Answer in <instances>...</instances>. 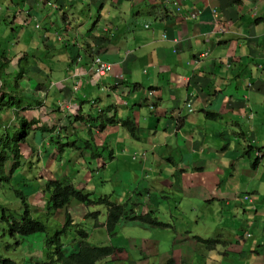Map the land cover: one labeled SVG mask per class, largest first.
Returning a JSON list of instances; mask_svg holds the SVG:
<instances>
[{
    "label": "crops",
    "instance_id": "obj_1",
    "mask_svg": "<svg viewBox=\"0 0 264 264\" xmlns=\"http://www.w3.org/2000/svg\"><path fill=\"white\" fill-rule=\"evenodd\" d=\"M46 1L4 4L7 16H16L14 24L29 25L33 14H44ZM102 1L106 0H89L86 7L79 0H57L69 35L51 38L48 30L42 41L47 53L60 51L59 58L73 63L72 89L61 83L57 103L72 102L76 119L87 115L79 101H92L100 110L88 117L100 118L92 124L96 128L103 125L102 130L92 129V135L103 136L108 146L104 155L115 157L117 135L132 129L135 134L126 137L121 155L131 156V163L139 160L135 180L152 176V182L170 170L171 177L159 181L154 190L180 189L184 197L195 199L189 200L193 208L188 212L197 230L187 231L172 225L167 211L160 210L166 203L170 208L172 199L152 195L151 210L143 206L141 211L146 208L153 221L167 224L161 226L169 234L168 240L157 238L154 249L146 246L143 254L155 256L151 264L170 257L176 264H195L196 257L206 264H264V0H107L110 10ZM99 6L105 21L97 18L90 32L69 27L72 12ZM79 36L84 45L76 39ZM79 50L84 56L77 54ZM25 55L4 52L2 58ZM97 57L111 65L105 76L95 73ZM177 155L189 162L187 169L176 163ZM246 194L253 203L243 200ZM205 209H217L224 215L222 224H227L205 230ZM198 231H206L205 236ZM188 232L190 239H213L217 246L209 250L197 239L196 244L184 242ZM125 248L142 249L137 244ZM117 249L123 253L121 245ZM160 256L169 257L161 262Z\"/></svg>",
    "mask_w": 264,
    "mask_h": 264
},
{
    "label": "rangeland",
    "instance_id": "obj_2",
    "mask_svg": "<svg viewBox=\"0 0 264 264\" xmlns=\"http://www.w3.org/2000/svg\"><path fill=\"white\" fill-rule=\"evenodd\" d=\"M5 1L6 0H0V18L7 16V7L4 4ZM79 1L86 7L89 4V0ZM47 2L48 1L44 3V5H46L44 14H33L29 25L27 22H24V24L23 22L22 24L21 22L14 24V17L16 16H13L11 13L10 17L7 16L8 20H0V57L4 52H7V54L11 56L18 51H24L26 53L25 57L22 58H7V64L10 65L11 62L12 64L8 68L9 70L4 67L5 71L0 74V80H4L7 84L11 81L13 90L20 91V89L25 88L27 93L32 92L33 96L39 97L41 101H44V108L26 113L25 116H29V120H39L40 123L51 129L45 139L42 140L39 136L35 138L31 136L28 138L26 144L21 145L20 148L23 155V159L21 160L22 166L13 174L12 183L0 182V202L4 204L6 208L20 213L21 203L16 200L14 189L23 190L28 193L32 187L34 189L37 188L38 179L42 186L45 180L72 183L78 190L82 191L84 195H88L93 203L80 204L77 203L76 200L71 201L70 205L66 208L67 212L71 214L73 221L78 226H81L82 229L90 234L89 239L93 245L115 248L114 256L106 258L101 264H107V262L111 261H115L116 264H151L150 261H153L155 256L148 254L147 256H142L141 254L146 251V246L150 249H154L155 240H157V238L163 236L164 240H168L167 234H169V232L164 229L159 230L152 228L150 223H145L137 218V216H143L150 212L147 211L146 208L144 209L145 213L141 211L143 206H147L148 209L151 210L153 199L150 195L156 193L157 197L161 199H165L164 196L172 199L170 208H168V204L166 203V206H161L160 210L163 212L167 211V217L172 219V225L178 227L185 226L188 228L187 231L192 229L197 230L196 225H192V217L188 212L193 208L189 200L194 201L195 199L184 197L180 189L173 191L170 187H165L162 192L154 190V188L161 185L159 181L171 177V173L173 172L170 170H166L157 175L153 178L152 182L150 181L152 176L143 177L145 181H138L139 178L135 180V177L138 175L133 172L140 170V164H137L139 160H137V163H131V156L125 159L121 155L122 149H126V137L135 134L132 129H128L126 135L123 133L117 135V152L115 153V157H110L109 152L105 155L101 154L104 148L108 149L106 143H103V136L92 135L94 139L93 142H90L92 143V147L86 148L84 142L90 139L87 133L90 128L84 123L82 124L81 122L78 123L74 121V119L78 117L74 115L77 113V110L72 107V102L61 100L57 103L59 94L57 87L61 86V83L65 86H70L72 89L73 81L71 80L69 71H72L73 63L70 62V58H59L58 54L60 51H55L53 55L50 52H46L42 38L47 36V32L50 31L49 36L56 39L58 37L67 39L69 35V31L67 33L69 28L64 27L62 12L58 11L57 5H59V2H57V0H49L50 5H48ZM102 4L103 7L108 4L107 8L109 10L110 7H112L107 0ZM99 8L100 6L91 8V10L88 8L83 9L82 12H72L70 14L72 25L69 27L73 29L82 28L81 34H87L94 26L97 18L101 22L105 21L100 18L101 9ZM66 12L68 14V11ZM18 20L21 21L20 19ZM7 27L9 30H6ZM101 28L103 30L105 28L104 25L101 26ZM76 39L84 45L82 36ZM57 44L58 43H55V45ZM78 53L84 56L81 50H79L77 54ZM48 55H52V57L48 58ZM84 59L85 58H81V60ZM0 60L4 61L3 58H0ZM23 73L25 77L29 79H21L22 76L20 75ZM16 81H18V83H16ZM36 82L41 84V88H36ZM15 83L21 85L22 88H17ZM5 88L6 86L0 88V93H8L9 90H5ZM73 93L75 97H78L77 91H73ZM83 96V91H80V97ZM45 98H47L48 101H45ZM77 105L83 107L84 112L87 114L86 116L83 115L82 118H89L88 114H92L94 111L96 115L100 112V110L98 111L97 108L93 106L92 101L86 104L79 101ZM12 121L14 120L11 111H7L6 113L2 110V112H0L1 126L6 123H12ZM132 146L136 151H140L136 143H132ZM93 152L95 155L92 157L91 153ZM176 163L186 168L185 165L189 162L183 161V158H179L177 155ZM9 168L10 165L8 166V169ZM155 170L156 169H154V171ZM160 170H164L162 166ZM121 174L123 175L122 178L124 182L123 179H121ZM127 179L128 181H126ZM256 185H258V183H256ZM48 195L49 194H45L41 191L35 196L30 197L29 203L32 206L34 215L42 217V219L45 220L43 222L49 227V231L47 233L35 234L24 238L21 240L19 246H13L9 250L6 249V244L2 247L4 254H6L8 258L16 261L17 264H61L60 262H50V260H52L50 256L54 255V250L48 247L46 240L55 235L56 224L60 227L64 224L66 210L58 211L53 218L50 217L49 220H47V211L45 210ZM246 196L249 195L246 194ZM104 197H107L110 201L117 204H121L122 202L126 203L125 207L129 211V217L133 219L121 220L113 232L109 231L106 227L107 208L105 205L98 203L99 199ZM249 199H251V203H253V199L250 196ZM204 205L205 204H203V206ZM202 215L205 221L202 226L205 230H213L218 226L227 224H222L224 215H221L217 209L213 212L205 209ZM74 229V236H78L76 233L78 230L77 227H74ZM205 233L206 231H198L197 235L205 236ZM188 234L189 232L186 234V238H184L183 241L196 244L195 241L198 236L190 239L188 238ZM69 237H71V235ZM219 241L222 243L221 240ZM8 242L14 245V242L10 240ZM134 244L140 245L142 249L139 250L135 248L128 250L125 248V246L132 247ZM119 245L123 247V253H118L117 247ZM129 253H131V255ZM185 254L186 251L183 252L182 256L184 257ZM54 256H56L53 257L54 259H58L59 254ZM169 256H160V261L163 262L164 259ZM17 258L20 261H18ZM195 264H206V261H201L196 257Z\"/></svg>",
    "mask_w": 264,
    "mask_h": 264
},
{
    "label": "trees",
    "instance_id": "obj_3",
    "mask_svg": "<svg viewBox=\"0 0 264 264\" xmlns=\"http://www.w3.org/2000/svg\"><path fill=\"white\" fill-rule=\"evenodd\" d=\"M47 3L50 5V2ZM2 57L3 56L0 58ZM3 60L4 61L0 60V74L5 71V68L8 65L7 58H3ZM20 76H22L21 79L26 78L24 73ZM16 83H18V81H16ZM35 84L36 88H41V84L37 82ZM0 85V88L6 86L5 90H9L8 93H0V112H2V110L6 113L7 111H11L14 120L12 123H6L3 126L0 125V182L12 183L13 174H15L22 166L21 160L23 159V155L20 148L21 145L26 144L28 138L31 136H33V138L39 136L42 140L45 139L51 129L46 125H40L39 120H29V116H25L26 113L42 108L44 101H41L39 97L33 96L31 91V93H27L25 88H23L24 90L20 89V91L13 90L11 81L7 84L4 80H0ZM16 86L17 88L21 87L19 84H16ZM46 100L47 98H45V101ZM80 117V120L75 118L76 120L74 119V121L84 123L90 128L89 132H87L90 139L84 142L86 148H90L92 147V143L90 142H93L94 140L92 138V129L96 128L92 124L100 118L94 119L89 117L83 119L82 116ZM96 129L102 130L103 125L98 126ZM105 150L107 149H103V152L101 153L102 155ZM94 155V152L91 153L92 157ZM109 156L111 157V153ZM9 165L10 168L8 169ZM40 184L41 183L38 179L37 188L34 189L32 187L28 193L23 190L14 189L15 198L21 203L20 213L6 208V206L0 202V264H17L16 261L8 258L6 254H4L2 250L3 245L6 244L5 247L9 250L13 246H19L21 240L24 238L35 234L47 233L49 231V227L43 222L45 220H43L42 217L35 216L32 212V206L29 203L30 197L35 196L41 191L45 194H49L48 200H46L45 210L47 211V215H49H46L47 220H49L50 217L53 218L58 211L66 210L71 201L76 200V202L80 204L93 203L88 195H84L83 192L78 190L72 183L57 180H45L43 186ZM98 203L106 205L108 208L107 228L111 232L116 229L121 220L133 219L129 218V213L125 207L126 204L117 205L116 203L110 202L107 197L100 198ZM137 218L145 223H150L151 226L159 227L161 229H163V226L161 225H167L153 221L151 213L138 216ZM74 227H77L78 229L76 232L78 236H74ZM55 230V235L46 240L48 247L54 250L53 254H59L58 259H54L53 257H56L54 255L50 256V258H52L50 262L52 261V263L101 264L103 260L113 257L115 254L114 247L93 245L89 239L90 234L73 221L71 214L67 212V210L65 213L64 224L61 225V227L56 224ZM69 232H72L73 235ZM70 235L71 237H69ZM9 240L14 242V245L10 244L8 242ZM197 241L202 243L203 246L209 250L215 249L217 246V242L212 239L197 238ZM17 260L20 261L18 258ZM107 264H116V262L111 261L107 262ZM158 264L176 263L174 258L170 257L166 262Z\"/></svg>",
    "mask_w": 264,
    "mask_h": 264
},
{
    "label": "built area",
    "instance_id": "obj_4",
    "mask_svg": "<svg viewBox=\"0 0 264 264\" xmlns=\"http://www.w3.org/2000/svg\"><path fill=\"white\" fill-rule=\"evenodd\" d=\"M94 67L98 76H105L111 70V65L100 57L95 58ZM188 107L191 108V105L188 104Z\"/></svg>",
    "mask_w": 264,
    "mask_h": 264
},
{
    "label": "clouds",
    "instance_id": "obj_5",
    "mask_svg": "<svg viewBox=\"0 0 264 264\" xmlns=\"http://www.w3.org/2000/svg\"><path fill=\"white\" fill-rule=\"evenodd\" d=\"M95 60V59H94ZM150 196H152V195H150ZM149 197V196H148ZM109 200V199H108ZM244 200H248L249 202H251L250 201V199H249V197L248 196H246L245 198H244ZM110 201V200H109ZM110 202H112V201H110ZM112 203H115V202H112ZM117 204V203H116ZM126 204V203H125ZM117 205H120V204H117ZM121 205H124V204H121ZM106 206V205H105ZM106 208H107V206H106ZM128 211V210H127ZM131 211H133V210H131ZM128 213H129V211H128ZM149 213H151V211L149 212ZM146 214H148V213H146ZM130 215V214H129ZM138 217V216H137ZM107 218H108V208H107V211H106V227H107ZM129 218H132V217H129ZM248 237H251V234H248ZM198 238H201V237H198ZM203 239V238H202ZM213 240V239H212ZM199 245H202L203 246V244L202 243H199L198 241H196ZM118 250V249H117ZM142 256H146V255H144V254H141ZM175 260V259H174ZM175 263H176V261H175ZM154 264V263H153Z\"/></svg>",
    "mask_w": 264,
    "mask_h": 264
}]
</instances>
